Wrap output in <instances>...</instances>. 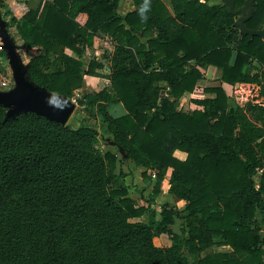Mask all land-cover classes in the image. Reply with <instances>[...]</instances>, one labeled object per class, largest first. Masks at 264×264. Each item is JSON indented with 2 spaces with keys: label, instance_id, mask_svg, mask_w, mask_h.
<instances>
[{
  "label": "trees",
  "instance_id": "trees-1",
  "mask_svg": "<svg viewBox=\"0 0 264 264\" xmlns=\"http://www.w3.org/2000/svg\"><path fill=\"white\" fill-rule=\"evenodd\" d=\"M118 1L41 0L10 15L7 27H16L27 49L38 47L27 79L63 95L83 75H100L95 59L81 69L95 33L112 37L110 89L84 97L111 132L106 141L123 149L120 158L141 166L148 182L154 168L149 199L170 168L168 191L184 208L162 203L156 214L126 185L115 186L119 156L94 148L96 128L33 110L11 113L0 103V264H264V167L254 179L264 130L229 104L221 85L206 86L211 95L192 93L201 108L175 105L203 77L198 66H216L227 83L257 82L246 68L253 60L264 66V39L235 26L237 15L223 2L171 0V11L163 0H132L122 14ZM250 1L245 25L264 29V0ZM115 103L125 111L112 114ZM162 233L171 243L157 246L153 237Z\"/></svg>",
  "mask_w": 264,
  "mask_h": 264
},
{
  "label": "rangeland",
  "instance_id": "rangeland-1",
  "mask_svg": "<svg viewBox=\"0 0 264 264\" xmlns=\"http://www.w3.org/2000/svg\"><path fill=\"white\" fill-rule=\"evenodd\" d=\"M128 2H132V0H119L118 1V8L120 7V11L124 12V10L127 8ZM167 7L172 11L171 6V0H163ZM209 3H215V2H222L221 0H208ZM4 10V8H1V12ZM9 11H5V13H1L2 16H0L1 20L7 24V19L10 17ZM8 13V14H7ZM23 14V13H22ZM21 14V15H22ZM19 15V17L21 16ZM15 16V15H14ZM7 27V25H6ZM8 32L11 34L12 37L11 42H8L9 45L13 47L15 50L16 56L18 57V60L21 64V67L23 69H26V76H27V68L29 66L28 60L32 55L38 52L37 49H33L32 51H28L26 47V42L24 41L22 35L17 31L16 27L14 25H10L7 28ZM97 36H105L106 33L103 32H97L95 33ZM96 36V37H97ZM107 40L108 42H104L100 38H96L95 44L93 43L91 48L88 51H85L82 54V64L81 69L82 71L85 70L87 67L90 59H95L96 62H98V65L95 66V71L99 72L100 75L96 74H90L94 76H87L86 74L83 75V82L82 85L78 88H75L71 91L69 95H63L61 93L52 91L47 89L45 85H40L38 83H35L32 81L33 85L38 86L39 88L44 87L47 89L51 95L57 96L60 99H62L64 102H69L72 105V111L70 115L68 116L67 120L64 123L70 124L72 127H77L81 124L89 125L97 129L98 133L95 135V138L93 140V146L96 150L103 152L106 149H110L114 152L117 151L119 162L116 164L115 172L119 175L117 179L115 180L114 185L120 186L122 184L126 185L128 187V195H130L138 204H147L149 207L156 212V214L160 213L161 204L166 203L169 206L173 205L177 208H184L185 200L178 199L168 191V181H169V173L166 171L163 179L161 180L160 187L158 193L155 195L153 201L150 200L149 196L152 192V183L154 181L155 176L152 175V172L154 168H148L149 174H151L150 182L145 181L142 177L141 171L136 169L134 167L135 165H130V163L125 164V160L121 159V153L118 152L117 147L113 144H109L106 141V137H111L112 134L109 132V130L105 127L104 124L101 123L99 116L95 113V106H91L87 103L85 99V94L87 93H96L99 90L103 88L110 89V78L109 73L112 70V54L114 52V40L112 37L107 34ZM1 42V41H0ZM15 47V48H14ZM8 47H3V45L0 44V82L5 80L7 82V85H2L0 83V94H9L13 90H15L16 84L14 81V69L11 65V56L10 53L7 52ZM67 52H70L67 50ZM88 55V57H87ZM90 58V59H89ZM207 70V69H206ZM203 71V77L204 81L200 84H198V88L200 89V92L204 95H211L210 93H207L204 91V88L206 86H212V85H220L217 83V76L218 71L216 69H213L211 67L210 72L209 71ZM246 71L250 74H254L256 78H258L257 82H238V84H233V86L228 87V102L229 104H233V106H240L247 117V119L254 124L255 126H259L261 129L264 130V114L262 113L261 107L264 106V66L259 64L257 61H251V63L248 64ZM208 75H206L205 73ZM210 75V76H209ZM168 91L166 87L163 88L162 94H165ZM87 92V93H86ZM85 96V97H84ZM75 97V101L72 100ZM83 97L85 101L81 102L80 100H83ZM192 100V98H191ZM190 99L188 95H186V99L179 98L175 105L177 108H181L184 110H192L193 108L197 107H190L193 106L190 104ZM201 108V107H200ZM125 109L121 103H116L114 105H111L109 108V111L114 114L118 115L121 112H123ZM263 158V166L264 167V156ZM124 164L128 166L125 168V170L122 169V165ZM261 168V167H259ZM170 170V169H169ZM122 173V175H120ZM261 172H258V175ZM257 173L254 174V176ZM138 219V218H137ZM149 217L147 215H144L140 217L138 220L141 221H147ZM182 219L175 218V223L172 226V228L176 231H178L180 225H181ZM263 227H261V234L264 232V224H262ZM153 243L157 246H166L171 243V240L167 234L162 235H156L153 237ZM213 249H222L220 248V244H213Z\"/></svg>",
  "mask_w": 264,
  "mask_h": 264
},
{
  "label": "water",
  "instance_id": "water-1",
  "mask_svg": "<svg viewBox=\"0 0 264 264\" xmlns=\"http://www.w3.org/2000/svg\"><path fill=\"white\" fill-rule=\"evenodd\" d=\"M228 7L230 13L237 15L233 24L242 32L248 35H259L264 39V29L249 28L245 25L253 12V4L250 0L245 2L240 7H235L234 0H221ZM0 38L3 47H8L7 52L11 56V65L14 69V81L16 89L9 94H0V103L8 108V112L15 113L18 111L33 110L56 119L60 122H65L72 111L71 103L64 102L57 96L51 95L44 87L39 88L27 79L26 69L21 67V64L16 56L15 50L8 42H11L12 37L6 29V24L0 18ZM15 48V47H14ZM114 144V142H111ZM121 154L125 155L123 149H120Z\"/></svg>",
  "mask_w": 264,
  "mask_h": 264
},
{
  "label": "crops",
  "instance_id": "crops-1",
  "mask_svg": "<svg viewBox=\"0 0 264 264\" xmlns=\"http://www.w3.org/2000/svg\"><path fill=\"white\" fill-rule=\"evenodd\" d=\"M41 0H5V3H4V6L2 7V9L4 8V10H2V12H1V9H0V16H2L1 15V13H5V11L7 12V11H9L8 13L10 14V12H11V14L10 15H15L16 17H19V15H21L24 11H26L28 8H36L37 6H38V4H39V2H40ZM127 8L124 10V12H122V11H120V7L118 8L117 7V11L119 12V13H122V14H124L125 12H127V11H129V10H132L133 8H134V4L132 3V2H128V5L126 6ZM7 13V14H8ZM78 17L80 18V20H81V23L85 20V15H84V13H79V15H78ZM7 25V24H6ZM8 27H6V29H7ZM8 31V30H7ZM9 33V32H8ZM10 34V33H9ZM11 35V34H10ZM103 35H104V32H103ZM97 35L95 34L94 35V40H93V43L95 44V42H96V38H100L101 40H103L104 42H108V38H107V33L105 34V36H97ZM0 41H1V38H0ZM0 44L2 45V41L0 42ZM91 46L92 45H90V46H86L85 47V50H84V52L85 51H88L90 48H91ZM33 49H38V47H36V46H32L31 48H29L28 49V51H32ZM66 50V52H67V50H69L70 51V49H68V48H66L65 49ZM83 52V53H84ZM68 53H71V51L70 52H68ZM87 57H88V55H87ZM81 59H83L82 57H80ZM90 59V58H89ZM199 67V69L203 72V71H205L206 69V71H209L210 72V70H211V67L213 68V69H216V71H218V76H217V78H219V74H220V71H219V69L216 67V66H214V65H205V66H198ZM205 73V72H204ZM206 74V73H205ZM87 76H94V75H90V74H86ZM207 75V74H206ZM208 76V75H207ZM210 76V75H209ZM205 79H204V77H202L201 79H199L197 82H196V84H195V87H194V89H193V91H185L179 98H181L182 100L183 99H186V95H188V97H189V99H190V104H192L193 106H191L190 105V107H195V106H197V107H195V108H200L201 106L200 105H198L197 103H195L193 100H191V98H192V93L193 92H200V89L198 88V84H200V83H202L203 81H204ZM217 83H219L222 87H223V89L226 91V93H228L227 91H228V87H231V86H233V84H231V83H227V82H224V81H221L220 79H217V81H216ZM234 84H238V82H236V83H234ZM207 95V94H206ZM178 98V99H179ZM177 99V100H178ZM176 100V101H177ZM116 104V103H115ZM114 105V104H113ZM178 109H181V108H178ZM194 109V108H193ZM184 110V109H183ZM125 111V110H124ZM123 111V112H124ZM123 112H121V113H123ZM120 113V114H121ZM174 154L176 155V156H178V157H180V158H184L185 157V155H186V152L185 151H182V150H179V149H176L175 151H174ZM129 164L130 163V165H133V163L130 161V160H128V161H125V164ZM122 165V169L123 170H125V168H127L128 166H126L125 165V167H124V164H121ZM134 167H136V169H138L139 171H141L142 170V167L141 166H134ZM170 169V168H169ZM168 169V173H169V175H168V177L170 176V173H171V169L169 170ZM140 176H141V174H140ZM183 200V199H182ZM263 227V226H262ZM262 232V230L260 231V233ZM163 234V233H162ZM162 234H160V235H162ZM263 247H264V244H263ZM220 248H224L223 246H220ZM219 249V248H218Z\"/></svg>",
  "mask_w": 264,
  "mask_h": 264
},
{
  "label": "built area",
  "instance_id": "built-area-1",
  "mask_svg": "<svg viewBox=\"0 0 264 264\" xmlns=\"http://www.w3.org/2000/svg\"><path fill=\"white\" fill-rule=\"evenodd\" d=\"M0 83H1L2 85H7V82H6L5 80L1 81ZM72 100L75 101V97H74ZM262 169H263L262 167H261V168H257V172H256L257 174L254 176V179H255L256 182H257V180H258V172H261ZM155 174H156V173L153 171V172H152V175L155 176Z\"/></svg>",
  "mask_w": 264,
  "mask_h": 264
}]
</instances>
